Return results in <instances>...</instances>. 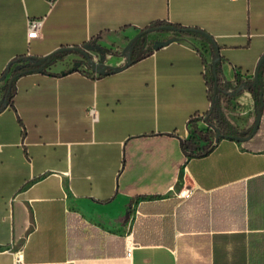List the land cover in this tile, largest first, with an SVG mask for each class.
Segmentation results:
<instances>
[{
    "label": "crops",
    "instance_id": "0c3cea01",
    "mask_svg": "<svg viewBox=\"0 0 264 264\" xmlns=\"http://www.w3.org/2000/svg\"><path fill=\"white\" fill-rule=\"evenodd\" d=\"M30 19L44 20L37 37ZM154 21L212 35L229 91L254 79L264 0H0V105L12 60L63 46L99 58ZM171 35L152 31L145 46ZM209 45L180 37L105 75L69 51L17 79L0 110V264H264V103L251 138L190 155V120L211 106ZM229 94L226 115L248 136L253 94Z\"/></svg>",
    "mask_w": 264,
    "mask_h": 264
},
{
    "label": "trees",
    "instance_id": "16d2710c",
    "mask_svg": "<svg viewBox=\"0 0 264 264\" xmlns=\"http://www.w3.org/2000/svg\"><path fill=\"white\" fill-rule=\"evenodd\" d=\"M167 26H175L177 30L170 31L173 36H176L177 39L184 36H194L197 38H201L209 42V40L202 35L201 33L192 32V31H184L185 28L180 24H172L165 21H154L150 26L144 28L142 31V35L135 41L131 57L133 63L139 61L141 58L151 54L154 51L153 46H145L146 38L148 34L155 31L154 29L159 27V31L169 32L167 30ZM66 51L57 52L54 54L50 61L46 64L45 67H49L53 62H55L58 58L62 57ZM28 57H18L12 60L5 71L2 73L3 80L6 81V86L4 90L3 101L0 105V110H2L5 106L9 104H13L14 96L16 92V81L17 79L29 72L35 71V67L27 65ZM21 65L19 70H14L16 65ZM263 75H264V63L260 69L259 80L258 82L252 86L254 83V79H252L250 85V91L253 94L254 100L257 105V109H261V103H264V95L261 97L263 88ZM208 89H209V98L211 101L210 108L204 113L203 118H192L190 120V129H192V134L188 139V142L195 141L196 147L193 149V152L190 155H204L214 149L218 142L223 137L235 136V135H244L227 117L224 107L222 106V102L224 101L227 104L230 101L231 95L226 93L225 90H228L231 86L228 83H225L222 80L221 69L219 64H217L216 71L214 73L213 69L210 72V77L206 80ZM242 82L237 80V87ZM216 91V99L213 101V97ZM227 107V105H225ZM220 134V138H217V134ZM201 141H206V145L199 146ZM182 147L184 151H188L190 149V145H187V142L182 143Z\"/></svg>",
    "mask_w": 264,
    "mask_h": 264
},
{
    "label": "water",
    "instance_id": "95a60500",
    "mask_svg": "<svg viewBox=\"0 0 264 264\" xmlns=\"http://www.w3.org/2000/svg\"><path fill=\"white\" fill-rule=\"evenodd\" d=\"M166 28L169 31L177 30V28L175 26H167ZM154 30H159V27L155 28ZM182 30L201 33L202 35H204L209 40L211 48H214V50H215L214 60H213V64H212L213 71L215 73L216 68H217V64H218V62H220L221 57H220V53H219L218 44L216 43L214 37L212 35H210L209 33H207L206 31H204L202 29H199V28L185 27ZM149 31L151 32V29ZM142 33H143V31L139 32L137 35H135L133 38H131L129 40V42L127 43L124 51L120 54V56H123L125 58V61L120 66L111 65V64H108V63H101V62H98V61L94 60L92 58L91 54L89 53V51H87L85 49V47H82V46H67V47L63 46V47H60V48L52 51L48 55L41 57L40 59H35V58L28 57L27 65L35 67L36 71H40L41 72V71H44L46 64L50 61L51 57L54 54H56L57 52L76 51V52L82 54L85 57L86 63L91 67V69L93 71H95L96 73L100 74V75H105V74L113 73V72H119V71L127 68L128 66H130L133 63V60H132V57H131L132 49H133L135 41L142 35ZM176 39H177L176 36L171 35V36H169V37H167L165 39L156 40L154 42V44H153V48L155 50L160 49V48L170 44L171 42L175 41ZM81 63H82L81 61H78L74 65V67L72 69H70L69 71L72 72L77 67H79L81 65ZM263 63H264V53L260 57V59L258 61V64L256 66V69H255V72H254V83L252 84V86H254L259 80L260 69H261ZM20 68H21V65L18 64V65L15 66L14 70H19ZM2 79H4V77H2ZM246 88L250 89L251 85H247L246 82H244L236 90H232V91L225 90V92L228 93V94L231 93V94L235 95V94L239 93L240 91H242L243 89H246ZM262 96H263V92H262L261 97ZM215 99H216V91H215V95L213 97V101H215ZM3 102L6 103L5 100ZM262 106H263V102L261 103V107ZM261 117H262V112L259 109L258 113H257L256 120H255V125H254V128H253V132L250 135H248V136L235 135V136H228V138H232V139L237 140V141H243V140L251 138L252 135L258 129V126H259L260 121H261ZM217 138H220V134L219 133L217 134Z\"/></svg>",
    "mask_w": 264,
    "mask_h": 264
},
{
    "label": "built area",
    "instance_id": "2783aa9c",
    "mask_svg": "<svg viewBox=\"0 0 264 264\" xmlns=\"http://www.w3.org/2000/svg\"><path fill=\"white\" fill-rule=\"evenodd\" d=\"M55 1L56 0H50L51 5H53ZM43 23H44L43 19H30L28 21V37L32 38V37L39 36L41 34V31H42ZM209 48L212 49L210 45H209ZM115 55H117V54H115ZM113 56L114 55H111L110 57H113ZM120 57L123 58L122 60L124 62L125 58L123 56H120ZM213 60H214V56L212 58H209V59L206 58V60H205L204 73L206 75V80H207V78L210 77V72L213 69V66H212ZM97 61L101 62V63H105V61H100V60H97ZM225 105L226 104L223 101L222 106L224 107V109L226 108ZM91 113H92L93 117L96 118L95 110H92ZM127 238H128V241H127L126 255L130 257L132 255V249L135 246V243L132 241V239H130V235ZM17 259L21 260L22 255L19 254L17 256Z\"/></svg>",
    "mask_w": 264,
    "mask_h": 264
},
{
    "label": "rangeland",
    "instance_id": "374dc122",
    "mask_svg": "<svg viewBox=\"0 0 264 264\" xmlns=\"http://www.w3.org/2000/svg\"><path fill=\"white\" fill-rule=\"evenodd\" d=\"M125 42L123 43V45H120V47H118L114 52L115 53H103V56L102 57H99L98 58V55H96V54H93V53H91V52H89L90 54H91V56H92V58L94 59V60H100V61H108V64H111V63H116V61L118 60V61H120V57L119 58H114V57H117V56H119L123 51H124V49H125ZM115 54H117V55H115ZM111 55H114V57H110ZM117 59V60H116ZM118 64H120V62L118 63ZM89 67V66H88ZM238 117H235V121H237L238 122ZM239 128V127H238Z\"/></svg>",
    "mask_w": 264,
    "mask_h": 264
},
{
    "label": "flooded vegetation",
    "instance_id": "af4514ba",
    "mask_svg": "<svg viewBox=\"0 0 264 264\" xmlns=\"http://www.w3.org/2000/svg\"><path fill=\"white\" fill-rule=\"evenodd\" d=\"M83 61H85V57L83 58Z\"/></svg>",
    "mask_w": 264,
    "mask_h": 264
}]
</instances>
